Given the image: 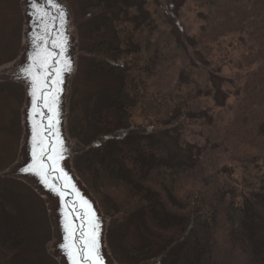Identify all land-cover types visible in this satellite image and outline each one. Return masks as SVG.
I'll return each mask as SVG.
<instances>
[{"label":"trees","instance_id":"trees-1","mask_svg":"<svg viewBox=\"0 0 264 264\" xmlns=\"http://www.w3.org/2000/svg\"><path fill=\"white\" fill-rule=\"evenodd\" d=\"M145 3L85 7L86 77L111 75L118 86L95 95V109L74 104L73 132L89 145L75 158L78 173L129 264H264V0H209L201 32L184 40L166 21L163 32ZM229 36L242 50L219 83L212 48ZM225 92L234 106L210 112ZM16 211L0 194V264H38L23 252L30 224Z\"/></svg>","mask_w":264,"mask_h":264},{"label":"rangeland","instance_id":"rangeland-1","mask_svg":"<svg viewBox=\"0 0 264 264\" xmlns=\"http://www.w3.org/2000/svg\"><path fill=\"white\" fill-rule=\"evenodd\" d=\"M59 1L67 8L68 32L73 39L70 61L73 72L67 86L66 132L70 146L69 151L73 153L70 162L73 166L72 170L82 180L75 166V157L80 155L77 151H85L89 145H86L73 132V118L71 119V116L74 104L75 102H82L86 111L91 107L93 109L97 108L98 103L94 100L96 99L95 95H99L100 91L106 92L105 90H107L108 93L113 91L111 89L117 88L118 81L111 75L92 81H89L86 77L88 54H86L87 46L85 43H87V40H84V30H86L85 28L89 22L86 18L85 7L92 3L96 4L99 0ZM25 2L26 0H0V194L3 198L9 196L12 199L17 210V217H24L25 220L29 221L30 239L23 248L24 254L38 264H64L57 252V244L60 241L57 236V221L50 208L55 204L54 199L50 196H44L41 192L44 194L47 192L38 190V185L32 182V179H21L11 172V170L17 169L22 164L24 160L22 155L24 156L26 149L24 109L27 103V87L25 83L14 80L15 74L18 72V68L14 64L21 59L28 48ZM145 2L146 8L150 12L154 13L158 9L159 14L162 15L165 27L164 29L162 27L161 30L165 31L166 21L169 25V28H167L168 34L173 33L176 38L184 40L186 37H192L194 34L200 33L204 27L203 19L205 17L203 13L207 11L209 0H145ZM152 17L156 19L154 16ZM212 22L214 23V20ZM239 38L229 36L224 42V46L217 48L216 44L213 45L212 53L215 55V65L210 67L212 69H209L212 76L219 83H227V78L234 75V62L238 59L242 50L239 45L241 40ZM90 44L92 45V42ZM220 44L222 43L220 42ZM190 54L196 56L192 49ZM217 59L220 60L219 65L216 63ZM200 65L204 67L203 63ZM201 73L202 77L198 72L195 74L199 80L207 77V74ZM227 87L230 89L229 84ZM225 94L227 93L225 92ZM223 97L218 95L217 102L211 100L210 112L226 111L230 106H234L236 96L228 95L225 99L226 102H224ZM136 120L139 122L138 118ZM201 128L200 123L195 124L192 129L193 137L188 136V139L194 138L201 131ZM82 181L84 186L86 185L85 187L90 190L86 182ZM97 201L100 205V201L98 199ZM100 208L107 219L106 247L113 263L129 264L127 259L124 258L123 260L118 249H116L117 254L115 253L108 236V231L113 225L112 219L101 205ZM139 239L136 228L131 229L128 241L136 244Z\"/></svg>","mask_w":264,"mask_h":264},{"label":"water","instance_id":"water-1","mask_svg":"<svg viewBox=\"0 0 264 264\" xmlns=\"http://www.w3.org/2000/svg\"><path fill=\"white\" fill-rule=\"evenodd\" d=\"M25 4L28 48L14 64L18 68L14 80L25 83L27 87V103L24 109L26 149L24 156L22 155V164L11 172L21 179H32L31 181L38 185V190L47 192H41L44 196L54 199L55 204L50 208L52 215L56 216L57 236L60 240L57 252L64 264H72L70 253L74 258H79L76 255V246L81 245L80 232L90 231L89 222L94 221V216L99 217L100 228L97 232L103 264H114L106 247L107 219L97 199L86 185L84 186L70 163L73 153L69 151L66 132V101L68 80L73 72L70 66L73 39L68 32L67 8L59 0H26ZM25 69H29L31 74L26 73ZM33 93L36 108H33ZM42 151L52 156V160H45L43 166L40 163ZM77 152L81 154L84 151ZM29 166L30 171L22 170ZM34 172L41 174L36 175ZM60 191L66 194L63 201L57 194ZM69 206L74 210L72 215L68 214ZM82 215L83 219L80 218ZM78 226L81 227L76 230ZM65 244L68 245L67 248L63 247ZM82 264H89V261L83 260Z\"/></svg>","mask_w":264,"mask_h":264},{"label":"snow or ice","instance_id":"snow-or-ice-1","mask_svg":"<svg viewBox=\"0 0 264 264\" xmlns=\"http://www.w3.org/2000/svg\"><path fill=\"white\" fill-rule=\"evenodd\" d=\"M41 22H42V18H41ZM26 73H30L29 69H25L24 70ZM36 98H35V93H33V108H36ZM34 138H35V128H34ZM62 158V157H61ZM33 160L34 162L36 161V153H33ZM45 160H52V156L51 155H47L45 154L43 151L41 152V157H40V163L41 166H43V163ZM31 166H29V168H24L22 169L25 172L30 171ZM49 171H51V166H49ZM33 174L36 175H40V172H34ZM65 175H67L65 173ZM53 189H50V191H52ZM78 191V190H77ZM58 195L61 196V199L63 201L64 197H65V193L63 191L57 192ZM81 199H83L81 197ZM85 203H87V201H85ZM73 209L69 206V215H72L73 213ZM93 215L95 210H92ZM86 215V214H84ZM84 215H82L80 218L83 219ZM81 226H78V228L76 230H79ZM89 228L90 231H81L80 232V241H81V245L80 246H76V255L79 257L74 258L73 255L70 253L69 254V259L72 261V264H82L83 260H87L89 261V264H103V257L100 255V249H99V242H98V232L97 230L100 228V223H99V217H95L94 216V221H90L89 222ZM73 231V240L76 239L75 236V231ZM65 240L68 239V229L67 227L65 228ZM63 247L67 248L68 245L65 244L63 245Z\"/></svg>","mask_w":264,"mask_h":264}]
</instances>
